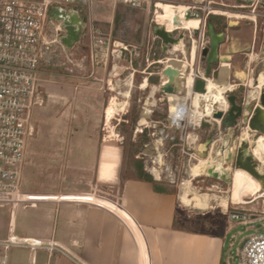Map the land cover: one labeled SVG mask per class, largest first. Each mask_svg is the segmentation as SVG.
Here are the masks:
<instances>
[{
  "label": "rangeland",
  "instance_id": "1",
  "mask_svg": "<svg viewBox=\"0 0 264 264\" xmlns=\"http://www.w3.org/2000/svg\"><path fill=\"white\" fill-rule=\"evenodd\" d=\"M250 2L253 5L248 4V0H156L158 9L151 7L149 10L130 9L117 0H91L70 5L81 11L83 28L72 47L66 48L59 40L54 43L48 60L40 66L41 103L32 108L34 133L27 138V152L21 166V191L41 199L101 203L103 197L117 201L120 184L132 176L133 158H141L144 169L177 196L182 206L178 215L180 222L210 234H223V264H240L239 251L244 241L264 231V189L257 192L255 200L246 197V203H236L230 198L223 208L220 199L228 195L229 183L196 176L191 180L192 192L207 194L208 201L191 200L187 205L180 200L184 180L190 179L189 170L199 159L209 156L221 160L217 152L223 143L234 152L231 139L235 129H221L222 134H219L216 126L203 123L196 130L181 133L170 125V102L159 89V75L146 72H158L163 65L149 63L167 56L159 49L158 41L152 39L154 21L171 31L180 29L174 16L188 9L187 5L195 7L192 11H197L201 18L209 11L208 16L213 14L225 23L256 24L257 44L255 50L248 52L253 58V53L258 54L263 44L264 19L260 17L262 10L258 0ZM240 4L245 6L239 7ZM116 11L122 15L118 24L114 22ZM93 35L110 40L108 53L105 48L103 50L108 55L105 63L94 65L91 61ZM113 42L117 48L121 43L128 50L118 57L111 51ZM249 64L255 73L257 63L250 61ZM143 70L145 73L141 72ZM261 74L264 73L259 74L258 82ZM238 75L244 76L243 73ZM96 76L103 78L99 83L104 90V108L95 106ZM146 76L149 77L147 85L146 82L140 85ZM245 91L242 88L234 92L238 102ZM102 112L105 119L97 122ZM142 114H145L144 124L139 123ZM80 116L89 117L90 122L80 124ZM143 130L145 136H142ZM241 132H236V136H241ZM209 138L219 139L211 151V146L205 144ZM99 161H107L109 169L116 170V177L102 181L98 177ZM225 167H228L230 178L235 176L234 168L228 164ZM28 206L26 203L15 207L12 203L0 205V257L7 258L10 254L12 245L5 248L4 243L11 234H26L30 228L28 219L35 210ZM231 212L241 213L246 222L231 219Z\"/></svg>",
  "mask_w": 264,
  "mask_h": 264
},
{
  "label": "crops",
  "instance_id": "2",
  "mask_svg": "<svg viewBox=\"0 0 264 264\" xmlns=\"http://www.w3.org/2000/svg\"><path fill=\"white\" fill-rule=\"evenodd\" d=\"M219 32L225 38L219 46L221 62L212 67V77L215 81H244L248 77V52L255 50L257 44V25L228 21ZM250 61L258 67L253 77L264 73V38L261 50L253 53ZM239 73L244 76L240 77ZM95 78L98 80L93 88L95 106L104 108V90L99 83L103 78ZM246 95L247 92L243 97ZM102 114L97 122L104 121ZM89 120L80 116L79 123ZM105 163L99 161L98 177L115 178L116 170L109 169ZM101 199L104 201L95 203L48 198L28 206L35 210L28 219L30 228L26 234H11L26 240L27 244L12 245L6 264L224 263V235L210 234L180 222L178 215L182 206L172 191L157 192L150 182L128 177L120 184L116 201L119 205ZM31 239H39L41 244L33 247L29 244Z\"/></svg>",
  "mask_w": 264,
  "mask_h": 264
},
{
  "label": "built area",
  "instance_id": "3",
  "mask_svg": "<svg viewBox=\"0 0 264 264\" xmlns=\"http://www.w3.org/2000/svg\"><path fill=\"white\" fill-rule=\"evenodd\" d=\"M91 0H0V205L4 203H12V207L17 206L19 203H26L30 206L35 205L37 202L45 200L38 198V195L22 192L20 183L22 178L21 166L25 157L27 138L32 135L33 126L31 123L32 108L36 104L41 103L40 97V66L43 62L48 60L51 46L60 41V36L64 33L61 26V21L50 19L49 11L60 6L66 11L77 10L78 8L70 6L73 4H85ZM122 5L130 9H147L151 7L157 8L156 0H117ZM250 5H253L251 0H248ZM262 13L260 17L264 19V7L261 5L260 0L258 3ZM244 7L245 5H238ZM256 7V4L254 5ZM189 10L195 7L187 5ZM217 10V9H216ZM200 17L199 26L196 28V33L192 29L187 30H173L171 33L174 37L179 32L183 31L182 49L175 50L174 44L169 45L167 51L164 53L167 56L162 59H154L149 65L162 64L158 72H146L148 75H159L160 83L159 89L167 81L166 77L162 74V69L170 66L168 62L176 63L175 66H170L178 71L179 90L175 94L181 98L177 102V109L174 112L170 111L169 106V122L175 129L181 133L186 130L192 131L201 127L203 123H209L217 127V133L222 134L221 119L215 118L213 114L217 111H222L223 116L229 108L227 96L234 94L239 89L244 88L247 93L246 97H242L237 103H242L252 99L257 103L260 95L261 88H257L258 77L254 76V70L250 63V57L246 66L248 77L244 81L228 82L234 85L232 88H225L222 91L224 98L223 102H214L212 99L206 100L203 97H197L206 93V80L209 78L214 80L211 74L205 76V64L201 58V51L207 47L209 36L207 34V17ZM262 15V16H261ZM256 19H253L255 21ZM158 24L157 20L154 21ZM92 49L91 61L94 65L100 62H106L108 59L109 51V38H103L99 35L92 36ZM152 39H156L159 43L161 50V40L152 34ZM119 45V44H118ZM120 48H117L113 42L112 53L121 54L127 51V47L120 43ZM104 48L106 53L103 52ZM193 52V56H192ZM104 54L105 56L104 58ZM98 67V66H96ZM213 67V66H212ZM146 67L145 69H147ZM114 67L112 66V71ZM145 73L144 70L141 71ZM192 76V83L188 88L186 77ZM149 77H144V82L148 81ZM196 79L205 81V91L197 92L194 90V82ZM145 85V87H146ZM246 88H250L247 90ZM189 89V94H188ZM254 89V93L252 90ZM168 101L170 100L168 94ZM185 97V98H184ZM246 98V99H245ZM198 101H201V106L198 108ZM244 116L250 117V114L243 112ZM238 125L243 122L241 117H237ZM246 129L249 132L248 122L245 127L240 130ZM242 134V132H241ZM250 135L256 137L261 133L249 132ZM241 140V136H237ZM219 139H214L208 146H211L209 151L212 150L213 145ZM251 144L249 143V148ZM255 161H258L255 159ZM117 205L118 202L115 201ZM231 219H242L243 223L246 222L245 217L239 212H231ZM26 240H21L15 235H10L4 247L9 245H25ZM29 244L31 246H39L41 241L39 239H31ZM240 264H264V231L249 236L243 243L239 251ZM0 264H6V257H0Z\"/></svg>",
  "mask_w": 264,
  "mask_h": 264
},
{
  "label": "water",
  "instance_id": "4",
  "mask_svg": "<svg viewBox=\"0 0 264 264\" xmlns=\"http://www.w3.org/2000/svg\"><path fill=\"white\" fill-rule=\"evenodd\" d=\"M261 5L264 7V0H261ZM50 19H56L61 21V26L64 29V33L60 36V42L66 48L73 46L75 42L78 41L79 33L83 28V18L79 11L68 10L60 6H56L49 11ZM199 18V13L197 11L186 10L184 14V19L188 18ZM178 15L175 14L174 21H181ZM193 33H196V29H192ZM152 34L161 40V51L165 53L169 45L176 44L183 37V31L179 32L176 37L168 31L164 25L156 24L152 27ZM207 34L209 36V42L207 47L201 51V58L205 62V76L211 74V69L213 65H217L221 62L219 57V46L224 41L225 34L223 32L215 31L214 25L211 22H207ZM162 74L166 77L167 81L160 87L163 93H176L179 90L178 84V71L175 68L166 66L162 69ZM194 90L197 92L205 91V81L202 79H196L194 82ZM229 102V108L224 114L222 111H217L213 114L215 118L221 119V126L224 131L228 129H235V135L233 136L232 143L234 144V152L229 153L228 157L224 159L222 163V168H225V164L235 167H243L254 174L261 182V187L264 189V164H260L255 161L249 149V143L245 139L239 140L236 136L241 128L245 127L246 122H248L249 132H255L256 134H264V89L261 90L258 97L257 103L255 104L252 99H249L242 103H237L236 95L229 94L227 96ZM120 105V103H118ZM243 112L250 114V117L244 116ZM237 117H241L243 122L238 125ZM213 141L209 138L205 144L208 146ZM230 141V140H229ZM229 146L227 143L221 144L217 155L227 149ZM198 176H209L220 181H225L227 177L230 176L226 174L223 170L218 172L215 166L209 165L206 170L200 172ZM102 181H110L111 178H101Z\"/></svg>",
  "mask_w": 264,
  "mask_h": 264
},
{
  "label": "bare ground",
  "instance_id": "5",
  "mask_svg": "<svg viewBox=\"0 0 264 264\" xmlns=\"http://www.w3.org/2000/svg\"><path fill=\"white\" fill-rule=\"evenodd\" d=\"M188 9H183L180 11L179 17L182 18L181 21H177L178 25L180 26V30H187V29H196L199 26L200 20L199 18H188L184 19V14ZM242 17V16H241ZM235 19V18H234ZM177 27V26H175ZM166 28V27H165ZM168 31L172 32L170 29L166 28ZM180 45H182V41H179L178 43L174 44V49L179 50L181 49ZM185 51L184 49H182ZM193 56V52H192ZM170 66H175L176 63L173 61L168 62ZM222 72V71H221ZM227 73V72H226ZM226 75V74H225ZM224 76V75H223ZM224 78V77H223ZM180 79H178V84ZM186 83L188 88L190 87L192 83V76L188 75L186 77ZM234 85L232 83H228L225 81H215L211 79L206 80V93H202V95H197L199 97L198 100H200V97H203V99L209 100L212 99L214 102H220L222 103L224 98L222 96V91L225 88H232ZM257 88H264V74H261L260 81L257 84ZM254 92V91H253ZM189 94V89H188ZM172 101V105H170V111L174 112V110L177 109V102L179 103V100H182L181 98L177 97L175 94H168ZM185 98V97H184ZM198 108L201 106V101H198ZM147 112V111H145ZM140 124L145 123V114H142V117L139 121ZM140 127V126H139ZM241 138L248 141V143L251 144V147L249 148L252 155L254 156V159L259 160V162H264V134L257 135L256 137H253L249 134V132L246 129H243ZM203 148V146H200V149ZM229 153H231L230 147L225 149L221 153V160L223 161L225 158L228 157ZM210 154V153H209ZM211 155V154H210ZM203 158V157H202ZM219 158L214 159L213 157L207 156L206 158L199 159L198 162L193 165V167L189 170L190 179L184 180V183L182 185V194L180 195V200L184 204H190L191 200L198 203H206L208 201L207 194H197L193 193L191 188V180L196 178L200 174V172L207 169L209 165H213L216 167L218 172H222L223 170L228 174V167L222 168V161ZM264 164V163H263ZM236 170L235 176L232 178H228L224 181L226 183H229V191L227 196H223L220 199V204L223 208H226L228 200L230 198L232 201L236 203H246V197L250 198L251 200H255L257 196V192L262 189L260 180L252 174L250 171L243 167H235ZM192 192L193 195L190 197L189 193ZM259 195V194H258Z\"/></svg>",
  "mask_w": 264,
  "mask_h": 264
},
{
  "label": "trees",
  "instance_id": "6",
  "mask_svg": "<svg viewBox=\"0 0 264 264\" xmlns=\"http://www.w3.org/2000/svg\"><path fill=\"white\" fill-rule=\"evenodd\" d=\"M122 15L119 13V11H116L115 17H114V22L115 24H118L121 21ZM207 19L212 22L215 26V31H220L225 23H221V20H219L215 15H210L207 17ZM144 133L142 136H145V130H143ZM107 137H112V136H107ZM137 149H135V152ZM132 165H133V170H131V174L134 179H139V180H144L147 182H150L153 185V188L157 192H165L167 191V188L160 183L159 181L155 180L153 176L147 172L144 169L143 161L141 158H133L132 160Z\"/></svg>",
  "mask_w": 264,
  "mask_h": 264
},
{
  "label": "flooded vegetation",
  "instance_id": "7",
  "mask_svg": "<svg viewBox=\"0 0 264 264\" xmlns=\"http://www.w3.org/2000/svg\"><path fill=\"white\" fill-rule=\"evenodd\" d=\"M249 4V3H248ZM81 15V14H80ZM81 18H82V16H81ZM206 22H210L208 19L206 20ZM212 23V22H211ZM221 23H225V22H223V21H221ZM213 24V23H212ZM214 25V24H213ZM215 26V25H214ZM219 32V31H218ZM203 63L205 64V62L203 61ZM214 66V65H213Z\"/></svg>",
  "mask_w": 264,
  "mask_h": 264
}]
</instances>
